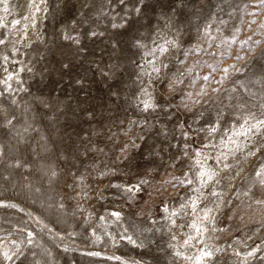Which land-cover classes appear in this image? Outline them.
I'll return each mask as SVG.
<instances>
[{
    "label": "rangeland",
    "instance_id": "374dc122",
    "mask_svg": "<svg viewBox=\"0 0 264 264\" xmlns=\"http://www.w3.org/2000/svg\"><path fill=\"white\" fill-rule=\"evenodd\" d=\"M38 3H0V39H5L0 45V264H121L111 256L127 264H196L201 250L212 255L200 264H264V204L255 203L264 200V186L255 176L264 149L255 156L247 150L229 155L224 162L232 167L222 175L231 179L204 188L208 198H201L195 213L190 204L180 207L198 195L192 191L198 187L196 151L218 168L215 157L232 147L222 141L250 113L264 118V5L257 0ZM137 6L139 14L133 11ZM27 19L35 23L34 37L20 34L23 25L31 30ZM164 41L173 42L167 53L145 55ZM149 60L167 65L160 72L167 79L149 86L159 107L142 111L146 97L140 89L149 77L140 75V66ZM224 68L229 72L219 83ZM8 75L13 76L7 81L10 91L3 83ZM170 80H182L175 99L164 87ZM180 96L187 109L177 107ZM256 141L264 143V133ZM141 179L148 183L139 192L125 191ZM188 179L192 185L181 183ZM213 188L223 197L209 196ZM205 208H213V220H202ZM112 212L120 213L119 220ZM193 221L206 231L199 243L184 245L197 236L188 226ZM4 251L16 255L6 261ZM96 252L100 255H89Z\"/></svg>",
    "mask_w": 264,
    "mask_h": 264
},
{
    "label": "snow or ice",
    "instance_id": "6c2138e0",
    "mask_svg": "<svg viewBox=\"0 0 264 264\" xmlns=\"http://www.w3.org/2000/svg\"><path fill=\"white\" fill-rule=\"evenodd\" d=\"M139 4H143L144 0H138ZM257 2L260 5H264V0H257ZM0 3H4V0H0ZM119 4L120 5H125L126 4V0H119ZM39 10V9H37ZM133 11H135L137 14L140 13L141 8L139 6L135 7L133 9ZM116 17H113V20H115ZM127 22V21H125ZM14 23H19L18 21L14 22ZM2 26V25H0ZM114 28L115 27H122L123 25H118L116 23H113L112 25ZM207 34V32H206ZM90 35L95 36L97 35L96 32H92L90 33ZM210 40L215 39V37H209ZM64 39L72 41L76 44H79V39L73 36H69V35H65ZM235 40V37H233V42ZM5 43V39H0V45H3ZM155 44V41L153 42ZM173 42L171 41H164L163 44H156L155 47H153L151 49L150 52L145 53V55H149V56H155L157 53H159L160 55H163L165 53L168 52V44H171ZM259 43V42H257ZM137 47H143V45L141 44L140 41L136 42ZM3 59L5 61L8 60V56H3ZM236 59H243V57L237 56ZM181 63H183L181 61ZM150 67V70L148 68V66ZM65 67H67V65H65ZM142 71L140 73L141 76H148L149 80H148V86H141L140 92L141 95L143 97H146V99H142L140 101V103L142 104V111H148L150 109L155 110L157 107H159V105L157 103L154 102V97L153 95L149 92V86L151 87H155L156 86V81L159 80H166V77H161L160 76V72H161V68H166L167 65L166 64H160L159 66L156 65V61L155 60H149L146 62L145 65H141L140 66ZM211 67V66H210ZM230 67H235V65H231ZM240 69H237V71H239ZM5 71H7L5 69ZM223 73L225 74L224 77L221 79V81H219V83L223 82L224 78H227V74L229 72V68H224L222 69ZM13 79L12 75H8L7 80L3 81V83H5L7 85L6 90H11V85L7 84L8 80ZM204 80H209L210 77L209 76H204L203 77ZM178 83H182V80H170L168 81L164 87L166 92L168 93L169 96H171L173 99H175L178 95L177 93V84ZM203 92V89L201 90ZM213 91H219V89H213ZM191 93H188L187 96L190 99L191 98ZM167 99V97H166ZM192 103H199V100H195L192 101ZM183 106L184 108H188V102L184 99L183 96H180V104L177 105V107ZM241 108H243V105H240ZM264 107V106H262ZM8 124H11L12 121L8 120L7 121ZM134 123V122H133ZM210 133H215L217 131L216 127H212L209 129ZM262 133H264V118H256V115L254 113H250L247 117L244 118V123L239 125V128L235 131L232 132L231 135L228 136V140L226 142L222 141V144H224L225 147H227L229 144L232 145V147L229 149V153H224V152H220L219 155H217L215 157L216 159V163L217 165H219L218 168H212L211 166L207 165V160L210 158L207 155H204V153L201 150H197L196 151V160H195V166L198 168V171L196 172V180L198 182V187H195L192 189V191L198 195H195L193 197H190L189 200L185 203V204H181V209L185 208L188 204L191 205L193 212L195 213L197 210V206L199 205L201 198L203 199H207L208 197L205 196L203 189L208 187L210 184H221L222 181L224 179H231V178H226L225 176H223L222 174L225 173L227 170L231 169V165L224 162L228 160V156L232 155L235 156L236 153L238 152H245V150H247L246 155L247 156H255L257 154V152H259L261 149H264V143H260L259 141L254 142V137H257L259 135H261ZM240 137H243V140H240ZM249 145H251L252 147L250 148ZM125 147H127V145H125ZM209 147H216L215 145H211V144H205L203 145V148H209ZM252 148H255V151L252 150ZM185 155H187V153H185ZM203 156V160L200 159V157ZM105 173H101V175H104ZM53 175H55V173H53ZM188 173H185V176H187ZM236 175H239V173H237ZM255 176L258 178V182L261 186H264V164H262L260 166V168L255 172ZM148 181L147 180H143L141 179L139 184L134 185V186H128L125 188V191L127 192H131L133 194H135L136 192H139L141 190V185L147 184ZM182 184H187V185H192L193 184V180L188 179V180H182L181 181ZM229 187H231V185H228ZM211 197H217V198H221L223 197L224 193L220 192V191H216L215 188H213V190L208 194ZM243 196H248V192L245 191L243 194ZM241 193L239 191H237L235 193V198L237 200L240 199ZM228 205H231L233 203L232 200H228L226 202ZM255 203L257 204H264V200H257L255 201ZM243 202L241 201V205H238L237 207L242 206ZM14 206V205H13ZM215 208L217 210H219L221 208V204L217 203L215 205ZM165 211H167V209H165ZM213 212V208H205L201 210L202 213V220L205 221H211L214 218L210 215ZM177 213L173 212L172 215H176ZM112 216L116 217L117 220H119L120 218V213L119 212H112L111 213ZM233 215H235V209H233ZM231 219V217H229ZM103 219V218H101ZM174 223V222H173ZM189 227L195 229L197 236H189L188 239H186L184 241V245H189L193 240H196L197 243L200 242L199 240V236L202 235L203 231H206V229L202 228L201 225H198L195 221H193L192 224L188 225ZM28 237L30 238L33 234L31 232L27 233ZM121 239H126L128 241V243L133 244V245H137V242L131 237V236H122ZM28 243L31 244L32 240L29 239ZM12 244L14 246H16L17 248H19V245L16 243V241H12ZM138 246V245H137ZM255 251V250H254ZM240 253L237 252L236 255H239ZM4 259L6 261H10L13 259V255H16V253H13L12 255L9 254L8 251H4L2 253ZM89 255H93V256H99L100 253L96 252V253H89ZM176 256H182L183 254L179 251H177L175 253ZM212 255L211 252L209 251H204L201 250V255L196 257V264H200L201 260L204 257H210ZM249 256L253 255V252H249L248 253ZM186 259L188 257H185ZM108 259H114L117 261H121V264H127V262L123 261L122 258L120 256H111L108 257ZM132 264H139V262L137 261H133Z\"/></svg>",
    "mask_w": 264,
    "mask_h": 264
},
{
    "label": "bare ground",
    "instance_id": "6f19581e",
    "mask_svg": "<svg viewBox=\"0 0 264 264\" xmlns=\"http://www.w3.org/2000/svg\"><path fill=\"white\" fill-rule=\"evenodd\" d=\"M31 1H32L33 3H35V4H40V3H38L39 0H31ZM42 1H43V0H42ZM29 2H30V1H29ZM30 3H31V2H30ZM30 8H31V7H30ZM35 9H37V8H35ZM35 9H34V10H35ZM31 10H32V8H31ZM29 11H30V10H29ZM38 11H39V10H38ZM27 14H28V13H27ZM34 14H35V13H34ZM35 15H36V14H35ZM28 16H29V15H28ZM33 16H34V15H33ZM35 17H36V16H35ZM35 17H34V19H35ZM27 20H28V19H27ZM29 20H30V21H29ZM29 20H28L29 22H28V23L26 22V23L30 25L31 30H30V31H27L26 28H25L26 25H23V27H22V29H21V31H20V34H21L22 36H24V37H27V36H29V37H30V36L34 37V36H35V35L33 34V32H34V31H33V25H34L35 23L32 24V19H29ZM33 21H34V20H33ZM22 23H23V22H22ZM26 23H25V24H26ZM19 27H20V26H19ZM30 28H29V29H30ZM34 28H35V27H34ZM19 29H20V28H19ZM34 30H35V29H34ZM33 35H34V36H33ZM27 39H28V38H27ZM198 251H199V250H198Z\"/></svg>",
    "mask_w": 264,
    "mask_h": 264
}]
</instances>
